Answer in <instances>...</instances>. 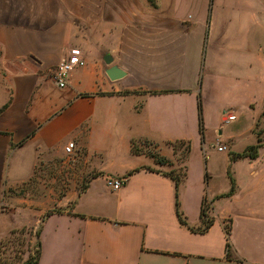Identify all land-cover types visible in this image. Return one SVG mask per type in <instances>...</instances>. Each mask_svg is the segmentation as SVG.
Listing matches in <instances>:
<instances>
[{
	"label": "crops",
	"instance_id": "1",
	"mask_svg": "<svg viewBox=\"0 0 264 264\" xmlns=\"http://www.w3.org/2000/svg\"><path fill=\"white\" fill-rule=\"evenodd\" d=\"M26 225L37 264H264V0H0V237Z\"/></svg>",
	"mask_w": 264,
	"mask_h": 264
},
{
	"label": "rangeland",
	"instance_id": "2",
	"mask_svg": "<svg viewBox=\"0 0 264 264\" xmlns=\"http://www.w3.org/2000/svg\"><path fill=\"white\" fill-rule=\"evenodd\" d=\"M174 149L179 148V153L176 154L178 159H183L187 153V142L176 141L173 143ZM164 157V156H161ZM65 158H61L63 163ZM178 175V173H174ZM40 187L54 188L57 195L62 193L65 184H48L39 185ZM40 190V188H38ZM10 211V210H9ZM15 231L13 234L12 232ZM38 231L33 225H26L11 230L4 236L0 237V264H21L27 260L29 255H35L37 251L36 232Z\"/></svg>",
	"mask_w": 264,
	"mask_h": 264
},
{
	"label": "built area",
	"instance_id": "3",
	"mask_svg": "<svg viewBox=\"0 0 264 264\" xmlns=\"http://www.w3.org/2000/svg\"><path fill=\"white\" fill-rule=\"evenodd\" d=\"M85 64V60L81 55L80 51L77 49H72L71 52L59 62V64L54 68L51 74V79L54 84L59 87H65L68 81V77L70 72L79 66H83ZM224 122L229 123L236 119V116L232 112L226 111L224 113ZM214 147L217 148L218 151H226V145H222L220 142H216ZM74 149V143L69 142L65 147L64 150L66 153L70 154ZM124 184V181L118 177H109L106 179V185L110 187L112 190L120 189ZM205 206H209L208 201H204ZM228 223H226L227 227Z\"/></svg>",
	"mask_w": 264,
	"mask_h": 264
},
{
	"label": "trees",
	"instance_id": "4",
	"mask_svg": "<svg viewBox=\"0 0 264 264\" xmlns=\"http://www.w3.org/2000/svg\"><path fill=\"white\" fill-rule=\"evenodd\" d=\"M198 121H199V130H200V134L202 135L203 134V126H202V115H201V104H200V100L198 101ZM189 148H190V145H189V142H187V152L189 151ZM255 147H250V149L248 150L247 153H249L251 155V150L254 149ZM163 161V160H162ZM132 172L128 173V174H131ZM170 176L173 178L174 182H175V195H176V206H177V188H178V183H179V176L176 175V174H173V173H169ZM204 201L203 200V205H202V210H201V217H202V220H203V229L202 230H205L206 228H208L211 224V219L209 218L208 214H207V210H208V207L204 205ZM176 211H177V214L179 216V210L178 208H176ZM181 222H184L183 219L181 218ZM228 231L227 230V234H228ZM15 231L12 232V234L14 233ZM36 245H37V251L35 252V255H29L27 260L23 261L21 264H37L38 263V260H39V256H40V247H41V243H40V240H39V231L36 232ZM230 251V244H229V241L227 240L226 242V252L229 253Z\"/></svg>",
	"mask_w": 264,
	"mask_h": 264
},
{
	"label": "water",
	"instance_id": "5",
	"mask_svg": "<svg viewBox=\"0 0 264 264\" xmlns=\"http://www.w3.org/2000/svg\"><path fill=\"white\" fill-rule=\"evenodd\" d=\"M107 74L109 75L111 79H115V78L120 77L123 73L117 68H112L111 70L107 71Z\"/></svg>",
	"mask_w": 264,
	"mask_h": 264
}]
</instances>
